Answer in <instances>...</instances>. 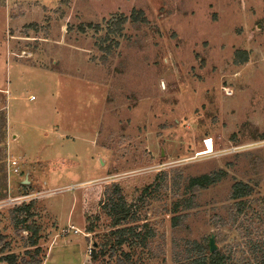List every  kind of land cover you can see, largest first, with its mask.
I'll use <instances>...</instances> for the list:
<instances>
[{
  "label": "rangeland",
  "instance_id": "374dc122",
  "mask_svg": "<svg viewBox=\"0 0 264 264\" xmlns=\"http://www.w3.org/2000/svg\"><path fill=\"white\" fill-rule=\"evenodd\" d=\"M0 109V255L32 264L37 225L42 264L185 263L197 243L260 264L264 0H0ZM115 183L130 217L114 226Z\"/></svg>",
  "mask_w": 264,
  "mask_h": 264
},
{
  "label": "trees",
  "instance_id": "16d2710c",
  "mask_svg": "<svg viewBox=\"0 0 264 264\" xmlns=\"http://www.w3.org/2000/svg\"><path fill=\"white\" fill-rule=\"evenodd\" d=\"M143 14L142 10H136L134 9L130 15L131 20L136 22L138 20H144L145 17L142 16ZM122 20H125V17H122ZM234 62H244L247 61V51L245 49H236L234 52ZM0 114L2 119V123H6V115L5 112L0 109ZM219 178V173L212 172V173H202L199 175L191 176L188 179L187 187L189 189H193L194 187H204L210 182H213ZM251 190V186L249 183L244 181H237L234 183L231 191V197L238 198L245 194H248ZM113 194L114 196H110L108 198L107 204H106V212H108L109 215H111L112 224L115 226L122 221H126L130 217V203H128L124 196L122 195L121 188L118 183H115L113 185ZM182 200L188 202L186 203V206H189V199L182 198ZM240 202V201H239ZM177 204V203H176ZM20 211H25L26 213L30 212V204L25 203L22 204L19 207ZM182 217L181 214L175 213L171 217V223L172 226H176L178 220ZM27 228L31 230L30 235V244L36 245L34 247V254H32V260L28 261V263L32 264H42L41 257H37V255L40 252V246L37 244V239L39 236L38 233V226L37 225H27ZM92 226L89 227L88 231H91ZM113 233H116V244L121 245L125 240H127V233H131L133 235H138L139 232L135 231V227L128 225L123 227H115L112 229ZM146 235L144 234L143 237ZM2 237V234L0 233V238ZM256 250V249H255ZM254 250V251H255ZM264 251V250H263ZM105 253V248L100 247L99 249H91L90 250V258L91 260H96L100 254ZM128 255V254H127ZM185 256L188 258V260L185 263H182L179 259L175 261L174 264H228L229 254H225L221 252L220 250L216 249L213 251H210L209 253L204 252L203 248L199 243H197V250L196 255L192 256L188 253L185 254ZM0 260L7 261L8 264H16L17 259L15 253H3L0 255ZM258 262L260 264H264V252L259 256Z\"/></svg>",
  "mask_w": 264,
  "mask_h": 264
},
{
  "label": "built area",
  "instance_id": "2783aa9c",
  "mask_svg": "<svg viewBox=\"0 0 264 264\" xmlns=\"http://www.w3.org/2000/svg\"><path fill=\"white\" fill-rule=\"evenodd\" d=\"M6 161H7V169L9 172L10 171H15V172L18 171L17 159L8 156Z\"/></svg>",
  "mask_w": 264,
  "mask_h": 264
},
{
  "label": "water",
  "instance_id": "95a60500",
  "mask_svg": "<svg viewBox=\"0 0 264 264\" xmlns=\"http://www.w3.org/2000/svg\"><path fill=\"white\" fill-rule=\"evenodd\" d=\"M25 181H28L27 177L25 178ZM209 248L210 250H213L215 248V244L213 243V237H210Z\"/></svg>",
  "mask_w": 264,
  "mask_h": 264
},
{
  "label": "crops",
  "instance_id": "0c3cea01",
  "mask_svg": "<svg viewBox=\"0 0 264 264\" xmlns=\"http://www.w3.org/2000/svg\"><path fill=\"white\" fill-rule=\"evenodd\" d=\"M7 107V106H6ZM7 112H8V123H9V121L11 120L10 118H9V110H8V108H7ZM13 136L14 137H16V138H18L19 136H20V133H18V135H16V134H13ZM40 243H38V245H39ZM41 245V244H40Z\"/></svg>",
  "mask_w": 264,
  "mask_h": 264
},
{
  "label": "bare ground",
  "instance_id": "6f19581e",
  "mask_svg": "<svg viewBox=\"0 0 264 264\" xmlns=\"http://www.w3.org/2000/svg\"><path fill=\"white\" fill-rule=\"evenodd\" d=\"M204 143H205V140H204Z\"/></svg>",
  "mask_w": 264,
  "mask_h": 264
}]
</instances>
